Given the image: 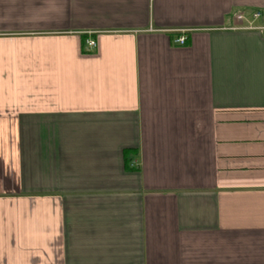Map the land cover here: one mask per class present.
Instances as JSON below:
<instances>
[{
  "label": "crops",
  "instance_id": "obj_1",
  "mask_svg": "<svg viewBox=\"0 0 264 264\" xmlns=\"http://www.w3.org/2000/svg\"><path fill=\"white\" fill-rule=\"evenodd\" d=\"M263 27L264 0H0V264H264Z\"/></svg>",
  "mask_w": 264,
  "mask_h": 264
},
{
  "label": "built area",
  "instance_id": "obj_2",
  "mask_svg": "<svg viewBox=\"0 0 264 264\" xmlns=\"http://www.w3.org/2000/svg\"><path fill=\"white\" fill-rule=\"evenodd\" d=\"M234 17H235L236 21L245 25L244 28L257 29L260 27L256 26L254 23H255V21H258L262 17V11L261 10H255L254 12H252L250 14V16H246L244 13H236L234 15ZM186 41H187V37L184 35L179 36L176 39V42L178 44H181V45L185 44ZM86 44H87V47H89V48H94L97 45L96 42L94 40H91V39L87 40Z\"/></svg>",
  "mask_w": 264,
  "mask_h": 264
},
{
  "label": "rangeland",
  "instance_id": "obj_3",
  "mask_svg": "<svg viewBox=\"0 0 264 264\" xmlns=\"http://www.w3.org/2000/svg\"><path fill=\"white\" fill-rule=\"evenodd\" d=\"M259 21H260V20H259ZM259 21H255V23H254V24H255V25H257V23H258Z\"/></svg>",
  "mask_w": 264,
  "mask_h": 264
}]
</instances>
